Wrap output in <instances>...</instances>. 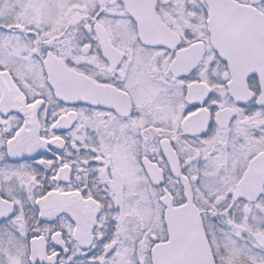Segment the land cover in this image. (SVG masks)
<instances>
[{
	"label": "snow or ice",
	"instance_id": "6c2138e0",
	"mask_svg": "<svg viewBox=\"0 0 264 264\" xmlns=\"http://www.w3.org/2000/svg\"><path fill=\"white\" fill-rule=\"evenodd\" d=\"M0 264H264V0H0Z\"/></svg>",
	"mask_w": 264,
	"mask_h": 264
}]
</instances>
